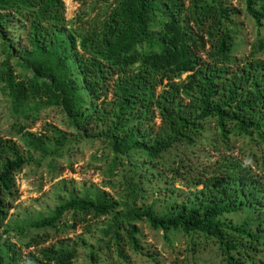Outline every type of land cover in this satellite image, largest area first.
Masks as SVG:
<instances>
[{"label": "trees", "instance_id": "trees-1", "mask_svg": "<svg viewBox=\"0 0 264 264\" xmlns=\"http://www.w3.org/2000/svg\"><path fill=\"white\" fill-rule=\"evenodd\" d=\"M76 1L81 11L69 20L65 0H0V90L27 150L0 134V229L10 232L16 176L45 161L55 168L83 140L102 145L95 159L119 198L95 185L70 191L51 213L15 223L36 252L23 257L0 238V264H75L81 247L91 264H131L128 251L163 264L146 252L140 222L172 244L182 234L194 257L216 248L224 264H264V43L236 56L242 8L91 0L88 11ZM243 2L264 29V0ZM49 108L74 133L53 123L29 130ZM201 152L216 160L202 163ZM78 227L73 243L38 248L50 230Z\"/></svg>", "mask_w": 264, "mask_h": 264}, {"label": "rangeland", "instance_id": "rangeland-1", "mask_svg": "<svg viewBox=\"0 0 264 264\" xmlns=\"http://www.w3.org/2000/svg\"><path fill=\"white\" fill-rule=\"evenodd\" d=\"M67 5V16L69 20H74L81 11V5L76 0H65ZM233 5L242 8L241 14L236 18L238 21L237 52L239 59L250 57L264 43V29H260L254 18L245 10L243 0H229ZM91 0H87L85 9L90 11ZM91 15H94L92 13ZM2 42L0 39V62L3 61ZM258 58L264 60V51L257 54ZM11 104L8 97L0 90V134L4 136H15L23 150H26L24 142L20 136L13 131L14 118L11 114ZM47 123H53L58 127L74 133V128L69 127L68 119L59 108H49L44 110L41 119L36 121L29 130L41 132L45 129ZM104 156L103 147L99 141L83 140L80 144L74 145L71 155L62 160H57L55 168L51 166L50 161H45L41 165L31 164L22 173L16 176L18 199L14 207L10 210V215L6 220L9 224L10 232L6 233L4 227L0 229L1 240H10L17 245L23 257H27L31 252H36V247L27 248V241L30 235L26 232L19 233L14 227L17 221L27 218H35L39 215H46L61 202L63 198L69 197L70 191H83L92 186L104 187L116 198L120 190L110 187L108 184V174L106 173L105 161L95 159ZM216 160V156L201 152L200 161L204 164H211ZM257 170V169H256ZM264 173V172H263ZM178 186L185 188V184L178 182ZM71 216H67L70 219ZM142 232L141 240L144 242L146 252L158 257L163 264H224L217 253L216 248H212L198 257H194L187 248L186 237L182 234L174 236V244L166 240L163 231L153 229L148 223H139ZM85 229H69L63 232H54L51 240L39 249L48 247V245L60 240H72V243L83 234ZM97 236L101 234L96 233ZM91 242L96 243L91 234H85ZM90 249L81 247V255L75 264H91L89 259ZM131 257V264H154L152 258L147 255L134 254L128 251Z\"/></svg>", "mask_w": 264, "mask_h": 264}]
</instances>
